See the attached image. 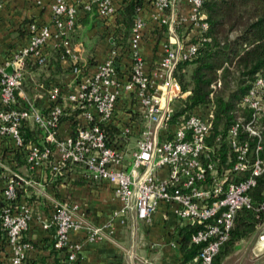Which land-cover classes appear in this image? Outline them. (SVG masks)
Masks as SVG:
<instances>
[{
	"label": "built area",
	"instance_id": "2783aa9c",
	"mask_svg": "<svg viewBox=\"0 0 264 264\" xmlns=\"http://www.w3.org/2000/svg\"><path fill=\"white\" fill-rule=\"evenodd\" d=\"M144 1L150 19L165 27L149 67L141 52L147 20L140 8L127 36L110 35L102 60H81V44L74 40L78 10L102 26L121 23L115 0H52L50 20H29L27 41L9 58L0 57V264H41L25 237L32 227L50 233L64 264H76L83 248L70 239L72 231H83L84 240L99 236L101 228L89 224L80 205L57 197L50 186L68 182L74 172L89 183L112 185L121 206L110 223L133 217L150 224L163 205L170 244L181 248L188 234L197 247L189 264H216L239 209L264 212V67L237 100L231 120L215 129L220 76L211 83L209 101L190 109L189 90L175 76L177 65L193 59L208 39L202 0ZM118 31L127 28L121 24ZM47 47L67 69V81L36 80L30 97L26 64L48 65ZM260 183L262 200L255 203L251 191ZM256 229L261 246L264 219Z\"/></svg>",
	"mask_w": 264,
	"mask_h": 264
},
{
	"label": "crops",
	"instance_id": "0c3cea01",
	"mask_svg": "<svg viewBox=\"0 0 264 264\" xmlns=\"http://www.w3.org/2000/svg\"><path fill=\"white\" fill-rule=\"evenodd\" d=\"M51 1L0 0L2 4L0 9V57L3 60L9 58L16 48L27 41L25 25L29 20L33 19L39 23L50 20L48 5ZM115 2L119 3L118 0ZM78 11L79 18L74 40L81 44V60L87 65H92L107 55L112 46L110 35L116 32L121 34L118 31L121 23L109 20L105 26H102L97 23L93 15L83 13L81 9ZM144 16L149 18V11L148 13L145 11ZM84 34L88 38L94 37L87 41L92 44L90 47L85 44ZM152 38L153 35H149L146 29L145 38L141 43V52L148 67L158 58L157 48H154ZM45 53L48 56V65L39 69L38 66L32 64V61L26 64L24 86L30 97H33L38 89L34 86L36 80L44 84L67 81V69L57 60L54 50L47 47ZM125 61L118 63L121 69L125 68ZM50 186L55 190L57 197L78 203L91 226L101 228L99 236L94 240H84L83 231L70 233L72 241L83 242V248L76 264H189L188 261L183 260L181 248L170 244L173 235L170 234L168 228L170 221L162 217L163 205L153 215L150 224L137 221L133 217H129L127 223L124 224H121L118 219L110 223L112 213L121 206L118 199L114 197L111 184L89 183L80 177L79 173L74 172L68 182H54ZM49 236V232L38 227H32L25 233V237L33 244L31 254L34 261L41 264H64L66 261L64 254L52 248ZM256 249L264 252V244L260 246L257 243ZM230 259L231 255H228L218 264H239Z\"/></svg>",
	"mask_w": 264,
	"mask_h": 264
},
{
	"label": "trees",
	"instance_id": "16d2710c",
	"mask_svg": "<svg viewBox=\"0 0 264 264\" xmlns=\"http://www.w3.org/2000/svg\"><path fill=\"white\" fill-rule=\"evenodd\" d=\"M118 4L117 9L122 15L121 24L128 27L127 32L121 34L127 36L139 12L138 8L142 9L144 15L145 11H150L151 6L144 0L119 1ZM199 12L208 23V39L201 42L193 59L177 65L175 76L182 88L189 90L185 99L187 109L209 101L211 83L220 76L222 87L215 96V129H218V124H227L231 120L237 100L264 67V0H202ZM146 29L149 35H153V45L158 51L165 36V27L157 25L149 17ZM219 69H222L220 75ZM261 155L264 157V133ZM260 190L261 183L251 191L255 203L262 200ZM263 219L264 212L251 208L239 209L230 237L221 245L215 263H220L232 253L239 241L251 237ZM196 249V246L189 243L188 234H184L181 243L183 260H190Z\"/></svg>",
	"mask_w": 264,
	"mask_h": 264
},
{
	"label": "rangeland",
	"instance_id": "374dc122",
	"mask_svg": "<svg viewBox=\"0 0 264 264\" xmlns=\"http://www.w3.org/2000/svg\"><path fill=\"white\" fill-rule=\"evenodd\" d=\"M84 37L86 38L85 44L90 47L92 44L87 43V41L89 39L92 40L94 37L88 38L86 34H84ZM258 235L259 229H256L251 237L239 241L233 252L229 254L231 255L230 260H232V262L237 261L239 264H261L264 261V252L256 249Z\"/></svg>",
	"mask_w": 264,
	"mask_h": 264
},
{
	"label": "water",
	"instance_id": "95a60500",
	"mask_svg": "<svg viewBox=\"0 0 264 264\" xmlns=\"http://www.w3.org/2000/svg\"><path fill=\"white\" fill-rule=\"evenodd\" d=\"M6 72H7V73H11V72H12V71H11V67H7V68H6Z\"/></svg>",
	"mask_w": 264,
	"mask_h": 264
}]
</instances>
